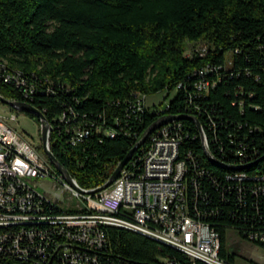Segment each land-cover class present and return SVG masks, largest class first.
I'll use <instances>...</instances> for the list:
<instances>
[{
  "label": "trees",
  "instance_id": "16d2710c",
  "mask_svg": "<svg viewBox=\"0 0 264 264\" xmlns=\"http://www.w3.org/2000/svg\"><path fill=\"white\" fill-rule=\"evenodd\" d=\"M161 92L164 106L146 102ZM0 95L45 115L51 153L85 191L103 186L171 118L189 214L218 234L220 258L236 264L229 231L264 247V0H0ZM156 133L123 171L140 174ZM48 199L46 214L96 213L84 197L86 207L67 211ZM99 228L98 250L76 242L79 264L85 254L98 260L84 264H205L142 234ZM0 235V264H72L63 249L55 255L65 238L46 222Z\"/></svg>",
  "mask_w": 264,
  "mask_h": 264
},
{
  "label": "built area",
  "instance_id": "2783aa9c",
  "mask_svg": "<svg viewBox=\"0 0 264 264\" xmlns=\"http://www.w3.org/2000/svg\"><path fill=\"white\" fill-rule=\"evenodd\" d=\"M209 86V83H202L199 90L204 91V87ZM11 120H16V117L9 120L0 116V229L30 222H46L60 237L65 238L56 247L55 255L63 249L66 259L72 264L81 262L80 255L76 254L81 253L76 242L87 243L90 249L104 244L105 234L100 225L140 229L145 234L159 237L161 244L184 253L193 261L229 264L220 258L218 234L189 214L187 165L180 157L182 140L178 135L171 134L169 123L153 132L157 133L152 137L143 159L142 171L137 177L122 169L120 177L109 189L92 196L76 190L57 172L58 178L43 150L21 137L9 125ZM82 137L80 134L79 138ZM47 178L54 179L55 185L75 198L84 197L88 208L96 213H43V201L50 200L37 190L32 180ZM59 198L57 195L56 199ZM120 210L125 211L122 217L117 216ZM40 238L45 239V236ZM46 250L41 248L40 252L45 254ZM83 256V262L90 258L95 263L98 260V256ZM52 262L53 259L49 264Z\"/></svg>",
  "mask_w": 264,
  "mask_h": 264
},
{
  "label": "rangeland",
  "instance_id": "374dc122",
  "mask_svg": "<svg viewBox=\"0 0 264 264\" xmlns=\"http://www.w3.org/2000/svg\"><path fill=\"white\" fill-rule=\"evenodd\" d=\"M188 49L190 51L199 50L200 45L189 44ZM228 58L231 57L230 54L227 55ZM165 93L161 92L159 94H153L146 98V102L151 104H160L164 106L167 102V96ZM0 116L5 119H12L16 117V120L9 121V125L24 139L31 142L36 147H42L41 139V128L37 121L31 119L24 113H20L15 110H11L10 107L1 105L0 106ZM57 176L58 174L55 173ZM32 182L36 184L37 190L46 194L50 199L57 202V205L67 211L74 208L75 206L86 207L82 199L75 198L68 191H63L60 186L55 185V180L52 178L35 180ZM59 195L60 198L57 200L56 196ZM228 246L230 248L229 252L236 255V264H264V247L257 246L251 242L242 240L233 233L229 231L228 233Z\"/></svg>",
  "mask_w": 264,
  "mask_h": 264
},
{
  "label": "water",
  "instance_id": "95a60500",
  "mask_svg": "<svg viewBox=\"0 0 264 264\" xmlns=\"http://www.w3.org/2000/svg\"><path fill=\"white\" fill-rule=\"evenodd\" d=\"M0 103L4 106H8L11 109L15 110V111H19L21 113L24 114H30L35 116L39 122H40V128H41V139H42V148H43V152L44 154L48 157V159L50 160L51 164L55 167V169L58 171V173L60 175L63 176V178L65 179V181L67 183H69L71 186H73L76 190H78L79 192H81L82 194L85 195H98L101 194L102 192L106 191L107 189H109L114 182L120 177L121 171L124 168V166L127 164V162L129 161V159L131 158V155L134 153L135 149L137 147H140L142 144H144L147 140V138L160 126L165 125L169 122V120H171V118H168L167 121H162V123H158L156 125H154L144 136V138L142 139V141L126 156V158L118 165V167L116 168V170L114 171V173L112 174V176L110 177V179L101 187L94 189L92 191H85L82 190L78 185L75 184L73 178L71 177V175L69 174V172L62 166L60 165L55 157L53 156V154L50 151V123L48 122V120L46 119L45 115L38 110L37 108H35L33 105L28 104V103H23V102H16V101H11L8 100L6 98H4L3 96L0 95ZM195 122V124L197 125L202 140H203V145H204V150L206 153L207 158L216 165H220L219 162L214 158V156L212 155V153L210 152V149L207 145L206 142V138L204 136V132L199 124V122L195 119H191Z\"/></svg>",
  "mask_w": 264,
  "mask_h": 264
},
{
  "label": "bare ground",
  "instance_id": "6f19581e",
  "mask_svg": "<svg viewBox=\"0 0 264 264\" xmlns=\"http://www.w3.org/2000/svg\"><path fill=\"white\" fill-rule=\"evenodd\" d=\"M127 230L142 234L144 236H147V237L152 238V239H154V240L159 242V237H156L153 234H145V231H143V230H140V229H127Z\"/></svg>",
  "mask_w": 264,
  "mask_h": 264
}]
</instances>
